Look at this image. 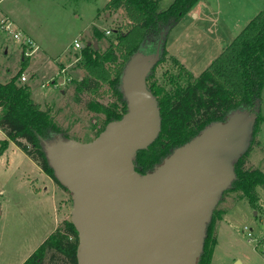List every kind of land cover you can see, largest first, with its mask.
Listing matches in <instances>:
<instances>
[{
    "label": "rangeland",
    "instance_id": "374dc122",
    "mask_svg": "<svg viewBox=\"0 0 264 264\" xmlns=\"http://www.w3.org/2000/svg\"><path fill=\"white\" fill-rule=\"evenodd\" d=\"M173 1L159 0L158 9H165ZM226 1L210 0L206 12L197 20H193L189 11L167 34L165 47L195 77L264 7V0H250L244 10L236 11L234 17ZM107 2L0 0V81L14 75L23 58L27 57L18 83L30 85L33 100L41 108L49 109L54 123L67 136L64 138L59 134L56 140L49 141L47 149L52 161L55 155L69 146L70 140L85 142L94 138L98 127L102 126L104 115L88 105L95 102L107 104L113 99L106 84L101 83L92 92L78 88L79 81L87 73L79 66L80 47L74 46L77 38L83 43L96 44L102 51L108 45L107 39L115 40L116 32L126 29L128 19L123 11H106ZM224 25L225 29L222 28ZM94 28L110 32L105 34V39H98L93 34ZM11 31L28 35L38 49L26 55L25 45L14 39ZM192 49L200 53L195 56ZM170 56L167 54L161 63H156L153 75V79L166 88H172L169 76H180L182 83L186 77V70L176 65ZM22 74L26 75V80L21 79ZM260 113L264 115V86ZM252 117L245 110L237 109L225 122L209 126L193 139L194 143H200L215 138L223 146L220 157L226 165L222 173L225 186L232 179V160L250 146L246 167H258L264 172V122L259 124L252 136L255 141L251 144ZM3 138L5 135L0 130V139ZM38 170L36 164L11 143L0 155V264H21L52 232L53 214L44 207L45 201L34 195L36 186L40 184ZM55 188L59 194L55 206L60 214V226L63 219H70L72 196L56 184ZM256 191L259 195L258 210L253 209L239 191L226 192L216 204L215 209L221 211V219L216 222L217 242L211 264H264V253L248 242L242 233L244 225L252 227L256 234L264 230L259 220V213L264 210V189L257 187Z\"/></svg>",
    "mask_w": 264,
    "mask_h": 264
},
{
    "label": "trees",
    "instance_id": "16d2710c",
    "mask_svg": "<svg viewBox=\"0 0 264 264\" xmlns=\"http://www.w3.org/2000/svg\"><path fill=\"white\" fill-rule=\"evenodd\" d=\"M106 11L122 10L128 19L125 30L117 31L116 38L107 39L108 45L99 50L94 43H84L79 49L80 67L87 73L78 83L79 89L95 91L106 84L113 99L107 104L95 102L90 108L104 115L102 126L113 119L123 117L129 110L122 88V78L128 61L137 52H153L159 45L161 63L169 54L165 48L168 32L179 24L197 0H174L165 9H158L159 0H107ZM93 34L98 39L105 33L97 28ZM148 47L152 48L149 50ZM27 57H24L25 60ZM173 62L183 67L185 81L180 76L168 77L172 88L153 79L156 64L145 77L146 86L158 111L159 127L150 142L134 150L131 157L135 169L143 174L163 162L165 156L176 147L192 140L214 123L225 122L230 114L243 109L253 115L251 144L259 124L264 122L260 113V99L264 84V7L249 19L232 41L204 70L195 77L174 56ZM22 60L18 71L0 81V130L5 138L0 139V155L9 142L24 152L54 183L68 191L66 184L58 178L48 156V143L58 135L67 138L57 126L49 109H43L31 96L30 85L18 83L26 66ZM152 79V80H151ZM251 146L232 160V179L220 191L219 200L226 192H241L246 202L257 209L259 195L257 187L264 189V172L246 167L247 154ZM69 192V191H68ZM212 207L203 224L200 249L195 264H211L217 242L216 222L221 211ZM78 234L70 219L53 230L21 264H76Z\"/></svg>",
    "mask_w": 264,
    "mask_h": 264
},
{
    "label": "water",
    "instance_id": "95a60500",
    "mask_svg": "<svg viewBox=\"0 0 264 264\" xmlns=\"http://www.w3.org/2000/svg\"><path fill=\"white\" fill-rule=\"evenodd\" d=\"M159 55L158 45L128 61L122 88L129 110L123 117L89 141L70 140L53 161L48 153L72 196L76 264H195L204 221L226 187L224 148L215 138H193L152 170L135 169L132 153L159 127L145 80Z\"/></svg>",
    "mask_w": 264,
    "mask_h": 264
},
{
    "label": "crops",
    "instance_id": "0c3cea01",
    "mask_svg": "<svg viewBox=\"0 0 264 264\" xmlns=\"http://www.w3.org/2000/svg\"><path fill=\"white\" fill-rule=\"evenodd\" d=\"M249 1L250 0H227L226 3L230 6V9L233 10L232 11L233 12L232 16L236 17L235 16L236 15V11H242V10H244V8L247 7V4L249 3ZM209 5H210V0H197L196 1V4L189 10L190 13L193 14L192 15L193 20L194 19L195 20L200 19L202 17L201 14L204 13V12H206L207 7ZM216 11H217V14L220 15L221 11H219V8H217ZM214 18H215V16H214ZM229 26H230V24L228 23V27ZM222 28L225 29V25ZM82 44H84V43L82 42ZM166 50L169 53V55H172V56H174L177 59V57L173 53L169 52V50L167 48H166ZM192 53L195 56H197V54L200 53V51L199 50L195 51V50L192 49ZM179 62H181V61H179ZM9 143H11L12 145H14L12 142H9ZM14 146L17 147L16 145H14ZM36 166H37V164H36ZM38 169H39L38 170L39 171V176H38L37 179L39 180L38 182H40V184L38 186H36L37 192H34L35 193L34 195H35V197H37L41 201L44 200L45 201L44 202L45 203L44 207L47 209V211H48L49 214L50 213L53 214V216H51L52 217V220H53V224H52L53 225L52 226L53 229L51 231H53V230H55L58 227V223H59V216H60V214H59L58 209H56V206H55V202H56L57 196H59V194L56 191L55 184H54L53 180L50 179L42 170H40L39 167H38Z\"/></svg>",
    "mask_w": 264,
    "mask_h": 264
},
{
    "label": "built area",
    "instance_id": "2783aa9c",
    "mask_svg": "<svg viewBox=\"0 0 264 264\" xmlns=\"http://www.w3.org/2000/svg\"><path fill=\"white\" fill-rule=\"evenodd\" d=\"M9 25L10 23L7 24L6 26L9 27ZM104 32L105 34H109L110 30H105ZM11 34L14 39L20 41L21 43L25 45L24 47L26 48V51H25L26 55H31L38 49L37 45L35 44L32 38H29L26 35H22L21 32L16 33V32L11 31ZM81 43L82 42L79 39L77 38L74 39V46L81 48ZM21 79L26 80V75L22 74ZM259 220L261 224L264 226V210L262 211L261 214L259 213ZM242 227H243L242 233L247 238V241L250 243H253V245H255V248L261 249V251L264 253V230L263 231L260 230V233L256 234L254 233V229L252 227H248L246 225Z\"/></svg>",
    "mask_w": 264,
    "mask_h": 264
}]
</instances>
